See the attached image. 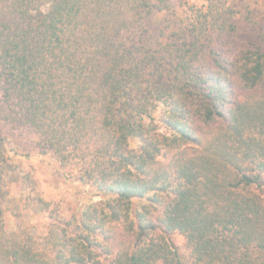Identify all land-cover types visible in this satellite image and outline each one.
I'll list each match as a JSON object with an SVG mask.
<instances>
[{"label":"trees","instance_id":"obj_1","mask_svg":"<svg viewBox=\"0 0 264 264\" xmlns=\"http://www.w3.org/2000/svg\"><path fill=\"white\" fill-rule=\"evenodd\" d=\"M248 23L246 39L231 0H0V122L82 192L66 215L25 174L21 208L46 230L22 213L8 230L0 134V264H264V31Z\"/></svg>","mask_w":264,"mask_h":264},{"label":"rangeland","instance_id":"obj_2","mask_svg":"<svg viewBox=\"0 0 264 264\" xmlns=\"http://www.w3.org/2000/svg\"><path fill=\"white\" fill-rule=\"evenodd\" d=\"M188 4L201 6L205 0H183ZM237 11L241 37L250 38L253 28L249 19L256 21L264 31V0H231ZM181 10L182 7L179 6ZM251 11V13H250ZM158 19V18H157ZM0 134L4 137L5 152L16 169L10 170L4 177L5 222L8 230L15 228L16 214L22 213L33 231L42 233L46 230V214H31L21 208L20 197L23 194L22 177L31 175L37 182L41 196L52 204H58L64 214L78 210L81 206L80 187L57 173V162L50 154H42L35 146L36 135L28 129H13L0 122ZM173 240L181 252H187L186 242L180 234H174Z\"/></svg>","mask_w":264,"mask_h":264}]
</instances>
